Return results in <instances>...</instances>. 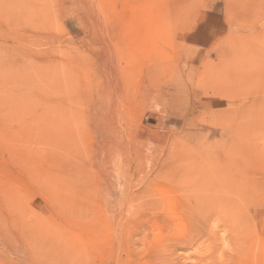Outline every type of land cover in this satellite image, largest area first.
Masks as SVG:
<instances>
[{"label":"rangeland","instance_id":"374dc122","mask_svg":"<svg viewBox=\"0 0 264 264\" xmlns=\"http://www.w3.org/2000/svg\"><path fill=\"white\" fill-rule=\"evenodd\" d=\"M14 5L0 264H264V0Z\"/></svg>","mask_w":264,"mask_h":264},{"label":"bare ground","instance_id":"6f19581e","mask_svg":"<svg viewBox=\"0 0 264 264\" xmlns=\"http://www.w3.org/2000/svg\"><path fill=\"white\" fill-rule=\"evenodd\" d=\"M14 0H0V15L6 10V14L8 17H12L14 14ZM164 8V7H163ZM163 23H172L174 22L177 13L174 12L173 8H164V12L162 13ZM166 22V23H165ZM119 160H117V163ZM119 165V164H118Z\"/></svg>","mask_w":264,"mask_h":264}]
</instances>
